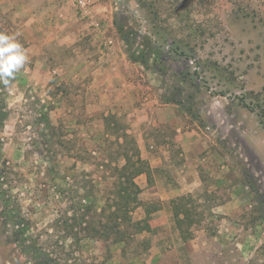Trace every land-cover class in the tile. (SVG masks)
<instances>
[{
    "label": "rangeland",
    "instance_id": "374dc122",
    "mask_svg": "<svg viewBox=\"0 0 264 264\" xmlns=\"http://www.w3.org/2000/svg\"><path fill=\"white\" fill-rule=\"evenodd\" d=\"M89 1L74 10L92 32L35 50L26 11L0 0V32L27 57L0 83V187L29 219V242L58 264H264V0ZM128 45L160 56L135 62ZM100 79L123 96L101 99ZM136 148L143 204L132 216L149 209L151 230L122 223L120 242L90 237L111 167ZM190 169L197 184L176 191ZM13 229L0 216V264H34Z\"/></svg>",
    "mask_w": 264,
    "mask_h": 264
},
{
    "label": "trees",
    "instance_id": "16d2710c",
    "mask_svg": "<svg viewBox=\"0 0 264 264\" xmlns=\"http://www.w3.org/2000/svg\"><path fill=\"white\" fill-rule=\"evenodd\" d=\"M128 48L130 50L129 56L131 60L135 62L146 64L148 58V55H146L147 52L152 55L155 60H158L160 56L158 51L159 49L157 47H149V51H147V49L140 51H131L130 45H128ZM7 113L8 110L6 109V103L4 99L0 97L1 127L3 124V119L5 115H7ZM124 136L127 137L126 134ZM144 165L145 161L140 158L138 149L136 148L134 155H129L127 152H124V163L121 166H110L114 171V181L112 182V188L110 189L112 199L111 197H108L106 202L97 210L98 219H96V224H102L103 228H97L95 221L93 219L91 220L92 225L90 227L92 229L90 230V237L100 238L105 241L110 240L114 242H120L124 239V236H120V234H128L126 230H121L120 225L122 223L127 227H131V229H134L137 232L151 230V227L148 223V215L151 212L149 209H145L146 217H144L143 219L136 220L132 216L133 208L143 204V201L138 197L141 188L136 183L135 178L143 171ZM2 167L3 168L0 169L1 185L4 182H2L1 180H5L8 174V170L10 169L9 166L5 163H3ZM0 194H2L0 216L4 220V223L12 224L14 226V229L12 230V239L18 246V248L23 253L27 251L32 252V259L34 264H58V262H56L51 257V255L42 247L37 246L36 244H31L29 242V239L27 237V232L29 230V219H26L22 215L19 205L16 206V209H13L14 207L10 202V195L6 194V189L0 187ZM179 207H182L181 210L177 209L178 211L176 210L174 212V216L177 227L181 228V223H183L185 217L189 216V211L183 204H181ZM179 211H181V213ZM74 215L73 217H75ZM105 216V221H103V217ZM106 221H112V225L114 227L112 229H105L104 227ZM88 223L91 224L90 222ZM86 228V230H88L89 226Z\"/></svg>",
    "mask_w": 264,
    "mask_h": 264
},
{
    "label": "crops",
    "instance_id": "0c3cea01",
    "mask_svg": "<svg viewBox=\"0 0 264 264\" xmlns=\"http://www.w3.org/2000/svg\"><path fill=\"white\" fill-rule=\"evenodd\" d=\"M9 2L13 7L14 5H21L28 21L25 24L32 25V40L33 44L30 46L35 50H39L41 42L45 44L49 41H73L80 34L92 32L86 20H83L81 16H77L74 7L68 0H1ZM15 15V13H14ZM40 41V42H39ZM102 66V65H101ZM97 67L100 68L98 65ZM111 83V82H109ZM108 81L99 80L94 86L98 90V94L103 99L104 96L109 94L116 101L120 96H123L122 88H117L118 82L114 85H108ZM120 90L121 93L117 91ZM108 90V91H107ZM104 100V99H103ZM102 100V101H103ZM199 140L196 138L195 143ZM195 171L190 169L189 178L185 179L187 185L182 184V178L178 177V186L175 187L176 191L184 190L188 186H195ZM184 181V182H185ZM155 213V212H154Z\"/></svg>",
    "mask_w": 264,
    "mask_h": 264
},
{
    "label": "clouds",
    "instance_id": "9594fccd",
    "mask_svg": "<svg viewBox=\"0 0 264 264\" xmlns=\"http://www.w3.org/2000/svg\"><path fill=\"white\" fill-rule=\"evenodd\" d=\"M26 59L25 51L16 36L0 32V83L9 85Z\"/></svg>",
    "mask_w": 264,
    "mask_h": 264
},
{
    "label": "built area",
    "instance_id": "2783aa9c",
    "mask_svg": "<svg viewBox=\"0 0 264 264\" xmlns=\"http://www.w3.org/2000/svg\"><path fill=\"white\" fill-rule=\"evenodd\" d=\"M69 3L81 14H84L89 7V0H68Z\"/></svg>",
    "mask_w": 264,
    "mask_h": 264
}]
</instances>
